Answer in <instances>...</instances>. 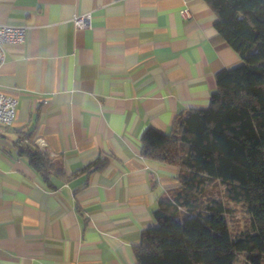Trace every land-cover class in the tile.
<instances>
[{
  "label": "crops",
  "instance_id": "crops-1",
  "mask_svg": "<svg viewBox=\"0 0 264 264\" xmlns=\"http://www.w3.org/2000/svg\"><path fill=\"white\" fill-rule=\"evenodd\" d=\"M216 20L205 0H0V25L25 29L0 64L17 100L0 125V264L135 263L178 186L176 166L142 156L143 133L208 107L215 74L242 64ZM21 134L61 164L53 186L19 154Z\"/></svg>",
  "mask_w": 264,
  "mask_h": 264
},
{
  "label": "trees",
  "instance_id": "trees-1",
  "mask_svg": "<svg viewBox=\"0 0 264 264\" xmlns=\"http://www.w3.org/2000/svg\"><path fill=\"white\" fill-rule=\"evenodd\" d=\"M217 16V38L242 64L215 74L208 107L178 115L168 134L147 129L144 158L178 168V186L159 199L155 226L133 248L134 264H264V0H205ZM19 154L44 182L61 172L34 144L18 138ZM98 160L85 170L99 168ZM217 184L222 196L206 193ZM239 205L245 223L226 215Z\"/></svg>",
  "mask_w": 264,
  "mask_h": 264
},
{
  "label": "built area",
  "instance_id": "built-area-1",
  "mask_svg": "<svg viewBox=\"0 0 264 264\" xmlns=\"http://www.w3.org/2000/svg\"><path fill=\"white\" fill-rule=\"evenodd\" d=\"M184 18L189 17V12L186 9L181 10ZM76 28H85L90 23V15H76L73 19ZM25 35L23 27H14L8 25H0V64L4 58V45L6 43L22 42ZM17 100L14 96L6 93L0 88V125L9 126L13 123L16 116Z\"/></svg>",
  "mask_w": 264,
  "mask_h": 264
},
{
  "label": "rangeland",
  "instance_id": "rangeland-1",
  "mask_svg": "<svg viewBox=\"0 0 264 264\" xmlns=\"http://www.w3.org/2000/svg\"><path fill=\"white\" fill-rule=\"evenodd\" d=\"M206 193L218 198L222 196V189L219 185L210 183L206 186ZM229 206L234 209V211L226 215L229 227L232 229L241 228V226L245 223V218L240 206L232 204H229ZM238 264H242L241 260H238Z\"/></svg>",
  "mask_w": 264,
  "mask_h": 264
}]
</instances>
